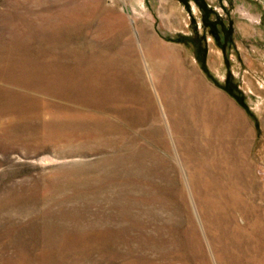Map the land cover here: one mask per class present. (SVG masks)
I'll use <instances>...</instances> for the list:
<instances>
[{"label": "rangeland", "instance_id": "1", "mask_svg": "<svg viewBox=\"0 0 264 264\" xmlns=\"http://www.w3.org/2000/svg\"><path fill=\"white\" fill-rule=\"evenodd\" d=\"M142 34L220 95L223 142L164 159L124 76L134 51L153 91ZM212 159L218 186L170 173ZM192 225L207 264H264V0H0V264H202Z\"/></svg>", "mask_w": 264, "mask_h": 264}, {"label": "bare ground", "instance_id": "2", "mask_svg": "<svg viewBox=\"0 0 264 264\" xmlns=\"http://www.w3.org/2000/svg\"><path fill=\"white\" fill-rule=\"evenodd\" d=\"M140 48L153 93L146 84L141 60L134 51L124 53V76L126 81L130 80L127 86L134 90L135 96L143 94L147 119L157 121L159 115L154 99L160 100L165 120L163 125H155L151 133L154 132L161 143L160 147L168 157L164 156V159H170L174 154L179 155V151L184 159L189 160L190 153L197 156L195 152L200 150L199 140L209 142L214 137L218 143L223 142L227 133L224 123L226 121L235 125V116L228 114L225 117L222 114L220 95L195 78L193 68L188 67V71H182L179 53L159 43L151 34H142ZM210 134L212 137H209ZM208 161L210 163L205 164L204 168L186 164V167L182 165L181 171L170 167V173L179 181L180 189H189L190 184L198 189L218 186L217 182L213 183L209 174L215 164L214 160ZM202 230L204 232L203 228ZM195 232V226L192 225V229L188 227L183 233L195 253L200 256V262L207 264L202 253L204 248Z\"/></svg>", "mask_w": 264, "mask_h": 264}, {"label": "flooded vegetation", "instance_id": "3", "mask_svg": "<svg viewBox=\"0 0 264 264\" xmlns=\"http://www.w3.org/2000/svg\"><path fill=\"white\" fill-rule=\"evenodd\" d=\"M186 3L188 1H196L199 0H185ZM212 7V6H208ZM202 8V7H201ZM202 31L201 33L206 39V34L209 32L216 40L218 46L221 50H231L234 47V32L230 25V20H227L223 17L222 14H217L215 10L216 19L215 21H210L208 15H206V9L202 8Z\"/></svg>", "mask_w": 264, "mask_h": 264}]
</instances>
